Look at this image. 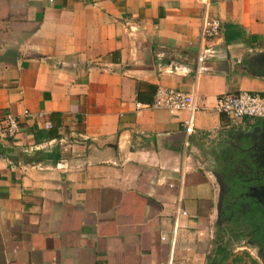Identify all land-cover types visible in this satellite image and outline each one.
Wrapping results in <instances>:
<instances>
[{"label": "crops", "instance_id": "0c3cea01", "mask_svg": "<svg viewBox=\"0 0 264 264\" xmlns=\"http://www.w3.org/2000/svg\"><path fill=\"white\" fill-rule=\"evenodd\" d=\"M263 55L264 0H0V264H235L220 176L259 163L240 134L264 119L216 105L264 94ZM160 88L194 95L192 135L187 112L137 109Z\"/></svg>", "mask_w": 264, "mask_h": 264}, {"label": "flooded vegetation", "instance_id": "af4514ba", "mask_svg": "<svg viewBox=\"0 0 264 264\" xmlns=\"http://www.w3.org/2000/svg\"><path fill=\"white\" fill-rule=\"evenodd\" d=\"M220 184L217 237L226 232L225 246L235 239L242 240L245 249L257 250L264 264V160L227 170L220 176Z\"/></svg>", "mask_w": 264, "mask_h": 264}, {"label": "built area", "instance_id": "2783aa9c", "mask_svg": "<svg viewBox=\"0 0 264 264\" xmlns=\"http://www.w3.org/2000/svg\"><path fill=\"white\" fill-rule=\"evenodd\" d=\"M222 32L219 19L205 16L200 32L201 44L205 47L207 42L218 37ZM203 58H200L202 60ZM149 108L153 110H165L171 114L187 112L188 119L184 122V131L187 136L195 132V117L202 110L195 102L191 93H186L176 88H160L150 104L137 103V109ZM217 111L227 118L230 126H238L243 118L264 119V94L251 91H239L227 93L217 100ZM31 111L25 110L22 116L8 114L5 119L4 135L8 139H15L22 129V119H31ZM51 121L45 123L47 130L52 129ZM186 145H189L187 140ZM178 213L187 215L186 211L178 210Z\"/></svg>", "mask_w": 264, "mask_h": 264}, {"label": "water", "instance_id": "95a60500", "mask_svg": "<svg viewBox=\"0 0 264 264\" xmlns=\"http://www.w3.org/2000/svg\"><path fill=\"white\" fill-rule=\"evenodd\" d=\"M260 62L264 66V55ZM240 136L248 142L249 148L257 152L256 160H264V120L260 127H256L252 132H242Z\"/></svg>", "mask_w": 264, "mask_h": 264}, {"label": "rangeland", "instance_id": "374dc122", "mask_svg": "<svg viewBox=\"0 0 264 264\" xmlns=\"http://www.w3.org/2000/svg\"><path fill=\"white\" fill-rule=\"evenodd\" d=\"M213 227L216 230V223L213 224ZM218 229H219V227H218ZM223 232H220L221 237H219V238L217 237L218 233H216V239H217V241L215 239L216 244L223 243L224 239L226 238L227 234H226V232H224V233ZM216 244H214L213 247L211 248V250H212L211 255L213 254V252L216 248ZM245 246H246V244L242 240L235 239L233 242L229 243L227 247H228V250L231 252L232 256L234 255L233 252L239 248L240 249L239 253L243 252V253L253 254L254 258H256L255 260L257 261V264H262L260 257H258L257 250L256 249L254 250L253 248L241 249V248H245ZM245 260L249 261L248 258H246Z\"/></svg>", "mask_w": 264, "mask_h": 264}, {"label": "trees", "instance_id": "16d2710c", "mask_svg": "<svg viewBox=\"0 0 264 264\" xmlns=\"http://www.w3.org/2000/svg\"><path fill=\"white\" fill-rule=\"evenodd\" d=\"M54 131L55 130L53 128L52 130H50V133H48V136L49 137L51 136L50 138H53V137L56 136V135L53 134ZM216 252L222 255V263L225 262V261H228L232 257L231 252L228 250L227 246H225L223 243H218L217 244ZM249 255L250 254H248V253H244L243 256L234 258L232 261L235 264H246V260L245 259L249 258V260H251L252 264H257V261L252 259L251 255L250 256Z\"/></svg>", "mask_w": 264, "mask_h": 264}]
</instances>
